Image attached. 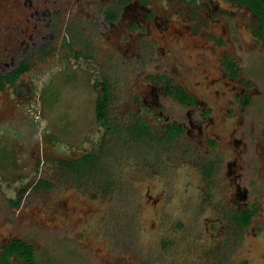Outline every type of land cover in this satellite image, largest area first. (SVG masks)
Masks as SVG:
<instances>
[{
	"label": "rangeland",
	"instance_id": "1",
	"mask_svg": "<svg viewBox=\"0 0 264 264\" xmlns=\"http://www.w3.org/2000/svg\"><path fill=\"white\" fill-rule=\"evenodd\" d=\"M129 1L0 0V75L30 64L0 88V252L23 238L37 264H264V39L257 17L221 0L205 24L211 0H149L162 15L158 36L165 37L169 18L179 28L173 37L208 38L197 56H157L167 40L147 43L144 32L130 44L125 20L106 21L108 10L120 13ZM188 46L178 41L166 51L186 55ZM226 57L239 66L232 83L205 78L221 75ZM167 70L205 101L202 132L165 137L167 117H189L169 97L153 108L150 84ZM106 102L114 132L97 120ZM138 119L154 133H129ZM85 154L93 160L82 172L62 163ZM39 180L52 185L38 188ZM247 208L256 213L241 226L237 216Z\"/></svg>",
	"mask_w": 264,
	"mask_h": 264
},
{
	"label": "flooded vegetation",
	"instance_id": "2",
	"mask_svg": "<svg viewBox=\"0 0 264 264\" xmlns=\"http://www.w3.org/2000/svg\"><path fill=\"white\" fill-rule=\"evenodd\" d=\"M220 1L221 0H211L213 5L207 11V17H204V20H206V21H204L205 24H208L209 19L212 18L214 13L221 11L220 4H219ZM223 1L229 2L232 4H238L239 6L246 5L255 14L252 7L247 3H243L239 0H223ZM109 13H115L116 17L113 19H109L108 18ZM161 16L162 15L157 12V9H155V6L150 4L149 0H131L127 4L124 5L123 10L120 13L119 12L117 13L114 10H108L105 14L106 21H108V23L110 22L113 24L114 21H118L121 19H123L127 22L126 27H125V29L128 31L126 40H128L127 42H130V44H131L132 40H130L129 38L132 39L133 36L137 37V34H143L144 35V32H147V34H148V35H145L147 43L149 41L154 42V41L159 40V39H161L162 41L167 40L168 42L163 45L164 46L163 55L160 53V54H157V56H187V54L192 55V56H197V50L200 51L199 46H203L206 43H208V41H207L208 38H203L201 36L199 37L197 35L190 34V32H188V34H190V35H184L183 37L179 36L178 38L173 37L174 34L172 31L173 30L178 31L179 28L174 26V24L169 21V18L164 19V23H166V25H165V27H163L161 29V30H163L162 35H164L165 37L163 38L161 36H158V35H161V31L157 33L155 23H157L158 24L157 26L160 27ZM255 16L257 17L256 14H255ZM257 19H258V17H257ZM214 20H215V18H214ZM259 26H260V22H259ZM186 27H187V29H190L189 25H187ZM256 33H257V31H256ZM257 35H258V33H257ZM258 36L261 37L260 35H258ZM219 37L220 36L214 37V40L217 42L216 44H219L218 42L221 41V39ZM155 38H157V39H155ZM261 39H264V38L261 37ZM183 40L185 42H187V44L189 45L187 47L188 52L185 53L186 55H184V54L180 55L178 53L176 54V53H170V52L166 51V50L171 51L174 44H177L178 41H183ZM217 46H220V45H217ZM199 54H200V52H199ZM200 56H201V54H200ZM233 62L236 64L237 70L232 65ZM167 63L169 65V67H171L172 65L176 64V59L168 60ZM175 69L176 68H173V70H175ZM223 69L224 70L222 72V69L220 68L221 75L217 74L215 76L210 77L208 74H206L205 78H211V79L213 78V81H216V79H218L219 77H223L224 79H225V77H228L229 79L227 82H228V84H231L232 79H230V78L237 77L239 74V66H238L237 62L235 61V58H232V57L224 58V68ZM168 70L162 71L161 73H159L157 75L158 79L155 81V84L154 83L150 84L151 103L154 104L153 108L155 109V111L159 109L157 105L159 104V100L161 97H169V98L173 99V101L176 102V104L182 105L183 107L188 108L189 109V111H188L189 117H188V121L180 120V119L171 120L169 117H167V121L169 122V124H168L166 132L164 133L165 137L170 138V139H172V138L176 139L185 130H187L188 133H190V134H192L194 130L202 132L205 124L207 123L206 114H204L206 111V108L204 107L205 101H203L204 103L202 101H199L197 94L194 91H192L189 87H186L184 84L179 83V79H177V81H176L175 78H177V77L174 78V76H172ZM175 71L179 72V69H176ZM227 71H228L229 75L227 74ZM102 81H103V84L106 81V83L109 85V79L107 77H104L102 79ZM97 88L98 87H96V89ZM232 88L234 90L236 88V84L232 85ZM179 91L186 92L190 97L184 101L179 100L177 98V93ZM107 93L109 95V89H108ZM249 95L250 94H246L245 95L246 98H250ZM240 98H241V96H240ZM144 101L148 102V98H145ZM105 104H106L105 108L108 109V117H109V103L106 102ZM194 111H196V113H195V115H192V113ZM96 114H97V111H96ZM160 114H162V113H160ZM138 120L147 122L146 120H142V119H138ZM136 122H134V123H136ZM134 123H132V124H134ZM179 126L182 128V132L179 136L173 137L172 135L169 134V132L172 130V128L179 127ZM105 127L107 128V132H108L109 126H105ZM150 127H151V125H150ZM152 130H153V128H152ZM153 132H154V130H153ZM146 135H148V134H146ZM87 155L93 156V154H85L83 156H80L76 160L83 158ZM94 155H96V154H94ZM90 163H91V161L88 164H90ZM214 166H215L214 162L208 164L206 166L205 172L207 174H210L213 171ZM237 186H238V188H241L240 184H238ZM247 209H252V208H247ZM245 210L246 209H244L242 211L240 210L239 214Z\"/></svg>",
	"mask_w": 264,
	"mask_h": 264
},
{
	"label": "trees",
	"instance_id": "3",
	"mask_svg": "<svg viewBox=\"0 0 264 264\" xmlns=\"http://www.w3.org/2000/svg\"><path fill=\"white\" fill-rule=\"evenodd\" d=\"M243 3L249 4L255 14L258 17V21L260 22V26L257 30L258 35L264 38V0H239ZM116 17L115 13H109L108 18L113 19ZM232 65L237 70L236 64L233 62ZM30 68V64L28 62H21L19 65L14 68L12 71L1 74L0 75V88H3L5 82L13 84L15 83L28 69ZM105 89L108 91L109 96H111V88L105 81L104 83ZM190 96L184 92L179 91L177 93V98L181 101L186 100ZM110 111V109H109ZM97 120L101 125L109 126L108 132H114L119 129V127L115 126L111 120V117H108V109H98L97 110ZM129 133H131L135 137H142L146 134L154 133L152 128L147 122L137 120L136 123L132 124L129 128ZM182 132V128L175 127L169 132L173 137L179 136ZM93 160V156L87 155L78 160L72 161H62L65 166L73 168L74 170L82 172L86 165ZM52 184L47 183L44 180H39L36 184V187H51ZM17 199L15 203L18 202ZM256 209H246L241 212L237 217V223L241 226H246L250 223L252 217L255 215ZM18 258L21 261V264H37L36 260V252L33 244L23 238H14L9 243L5 244L0 252V264H14L13 258Z\"/></svg>",
	"mask_w": 264,
	"mask_h": 264
}]
</instances>
